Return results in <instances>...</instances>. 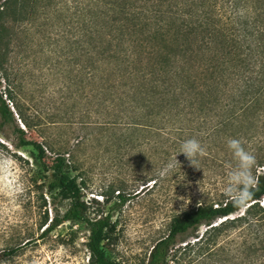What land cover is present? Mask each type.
<instances>
[{
	"label": "rangeland",
	"instance_id": "374dc122",
	"mask_svg": "<svg viewBox=\"0 0 264 264\" xmlns=\"http://www.w3.org/2000/svg\"><path fill=\"white\" fill-rule=\"evenodd\" d=\"M108 1L12 0L0 6V90H7L2 99L13 120L0 123V254L17 248L0 257V264H96L86 249L82 222H61L40 237L67 206L49 188L45 167L52 153L46 146L66 153L69 178L87 207L85 217H108L112 228L99 249L119 264H144L172 217L227 197V173L237 163L227 138L240 139L256 160L264 159V105L241 110L238 103L231 114L221 103H208L230 98L229 86L203 89L201 111H185L173 124H149L139 117L142 89L131 78L118 79L125 87L109 90L114 77L102 64L94 71L89 60L90 47L109 28ZM257 66L250 78H256ZM13 126L41 143L45 157L38 158L29 146L17 147ZM189 138L206 150L195 166L178 154ZM118 196L126 201L120 204ZM205 229L201 226L198 236ZM238 233L239 228L221 232L214 241L222 248L214 254L186 250L168 264H247L235 250ZM183 240L195 239L179 237L174 246Z\"/></svg>",
	"mask_w": 264,
	"mask_h": 264
},
{
	"label": "trees",
	"instance_id": "16d2710c",
	"mask_svg": "<svg viewBox=\"0 0 264 264\" xmlns=\"http://www.w3.org/2000/svg\"><path fill=\"white\" fill-rule=\"evenodd\" d=\"M11 1L0 0V6ZM106 14L107 33L89 50L92 69L102 64L110 71L114 77L108 84L110 91L125 87V83L115 82L118 79L131 78L130 83L142 89L139 117L149 124H173L183 120L185 111H201L203 89L218 92L229 86L230 98L224 102L217 97L208 103H221L231 114L238 103L241 110L260 102L264 105V0H109ZM198 57L200 61L195 62ZM256 63V78H250L248 73ZM6 93L0 90V123L9 125L13 123L11 112L2 99ZM20 121L29 128L27 121ZM11 131L17 147L29 146L38 158L45 157L41 143L26 139L16 126ZM46 147L52 153L45 167L49 188L67 206L58 219L49 220L40 237L61 222H82L87 227L85 246L91 260L119 264L108 261L99 249L112 228L108 217H85L87 207L79 186L69 178L66 153ZM252 174L253 198L247 207H236L228 197H221L172 217L166 234L152 244L144 264L175 263L176 255L186 250L195 249L202 257L214 254L222 248L215 247L214 239L227 228H239L235 250L244 254L247 264H264V159L256 160ZM118 199L120 204L126 201L124 196ZM201 226L206 229L198 236ZM186 236L195 240L174 246L177 238ZM16 249L2 252L0 257L10 256Z\"/></svg>",
	"mask_w": 264,
	"mask_h": 264
},
{
	"label": "clouds",
	"instance_id": "9594fccd",
	"mask_svg": "<svg viewBox=\"0 0 264 264\" xmlns=\"http://www.w3.org/2000/svg\"><path fill=\"white\" fill-rule=\"evenodd\" d=\"M226 145L237 163L227 173L228 179L224 193L236 207L245 208L253 198L252 189L255 184V178L252 174V169L256 164V159L251 152L246 150L240 139L229 137L226 140ZM205 151V148L198 139L189 138L182 142L178 154H184L191 164L195 166V158L203 156ZM176 163H178L177 159ZM172 167L171 163L168 164L165 171Z\"/></svg>",
	"mask_w": 264,
	"mask_h": 264
}]
</instances>
